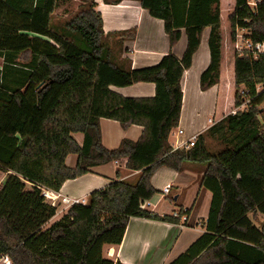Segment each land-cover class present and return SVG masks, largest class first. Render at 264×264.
<instances>
[{
  "label": "trees",
  "instance_id": "1",
  "mask_svg": "<svg viewBox=\"0 0 264 264\" xmlns=\"http://www.w3.org/2000/svg\"><path fill=\"white\" fill-rule=\"evenodd\" d=\"M59 1L0 0V11L12 9L10 22L0 14V55L10 64L0 70V170L8 172L0 185V255H8L12 264H123L104 257L102 247L121 242L130 217L179 222L140 208V201L156 192L152 175L161 167L182 171L199 163L205 165L200 185L211 193L204 232L168 264H264V90L254 93L264 79V59L234 57V106L241 103L238 90L244 86L253 96L246 110L214 122L190 148H174L168 141L180 116V79L206 27L210 61L200 89L220 80V0H139L163 21L170 48L181 29L187 39L181 59L170 50L156 65L139 69L119 66L108 45L115 35L121 42L133 39L134 29L104 34L95 3L84 0L65 23L74 41L67 40L50 27ZM263 14L264 5L252 15L245 0H235L228 19L233 27L235 17L249 18L259 40L264 39ZM136 82L153 83L154 96L123 97L110 89ZM100 118L116 120L123 129L140 125L142 134L108 149L101 141ZM72 133L83 134L82 145ZM207 136L223 148L209 152ZM71 153L77 155L74 167L64 163ZM116 160L140 172L135 183L113 180L45 227L56 207L41 187L58 190L67 179ZM250 214L263 219L255 225Z\"/></svg>",
  "mask_w": 264,
  "mask_h": 264
},
{
  "label": "crops",
  "instance_id": "2",
  "mask_svg": "<svg viewBox=\"0 0 264 264\" xmlns=\"http://www.w3.org/2000/svg\"><path fill=\"white\" fill-rule=\"evenodd\" d=\"M93 2L95 10L100 13L102 18L104 34L135 30L133 39H124L122 42L115 41L117 47L110 46L116 61L122 68L139 69L156 65L170 50L176 58L181 59L187 43L184 30L181 29L179 40L170 48L163 21L152 17L140 5L139 0H93ZM10 8L9 6L3 8L4 12L0 11V14L3 15L6 13L8 22L11 17L12 9ZM232 11L231 8L226 11L227 27L228 16ZM13 12L15 13V11ZM53 13L55 14V11ZM220 19L222 36L220 80L206 90L200 89V75L208 67L210 61L208 49L210 29L206 27L202 31L200 44L192 56V63L183 72L180 79L182 101L178 127L182 128L183 133L175 136L171 133L174 128L170 131L168 141L173 147L176 140L184 142L193 134H197V136L204 134L214 122L232 113L235 108L233 92L235 90V56L232 58L228 53L227 58L224 59L222 0H220ZM20 33L46 39L33 32L21 31ZM226 41L233 52L230 36ZM6 62L4 56L0 55V70L8 64ZM225 70L230 75L229 84L224 82ZM7 81H10V77H7ZM110 89L123 97L145 98L153 97L155 94V85L151 82H136L121 87L112 85ZM225 105H230L226 111ZM99 125L102 144L108 149L117 148L122 139L137 141L143 129L142 126L136 124L123 129L118 121L108 118H100ZM72 137L79 145L83 144L82 133H72ZM207 138L209 137L207 136ZM205 141L207 146L206 138ZM76 162L77 155L74 153L68 154L64 160L68 167H74ZM204 169L205 165L199 163H188L182 171H175L167 167L159 168L150 178L156 192L148 199L149 205L146 209L158 215L171 217H174L173 213L175 212L179 216L176 217L179 222H160L130 217L121 242L117 245H103L102 255L123 264H168L184 252L204 232L208 216L211 193L200 185ZM7 173L0 170V185ZM139 173V171L126 168L124 160H116L92 167L88 172L76 178L67 179L56 192L62 196L87 200L92 191L104 188L113 180L135 183ZM166 185L171 186L170 192L167 195H161L160 191ZM68 208L67 205L59 203L55 214L48 220L45 227L59 220ZM184 210L188 211L185 214V221L180 219L179 213Z\"/></svg>",
  "mask_w": 264,
  "mask_h": 264
},
{
  "label": "built area",
  "instance_id": "3",
  "mask_svg": "<svg viewBox=\"0 0 264 264\" xmlns=\"http://www.w3.org/2000/svg\"><path fill=\"white\" fill-rule=\"evenodd\" d=\"M260 5H264V0H245V6L249 8L252 15H257L258 8ZM264 20V14H263ZM241 21V23H240ZM249 18L240 19L238 16L235 17L234 26L232 27L230 24V41L232 44V49L234 56L238 57H246L250 60H258L259 58L264 59V39L257 40L253 36V32L249 25ZM262 90H264V79L257 83L254 88L255 95L259 94ZM239 95L241 96V103L232 110V113L236 111L246 110L253 99V96L250 94L249 89L244 86H240L238 90ZM211 122V120H209ZM175 136H179L183 133L182 128L175 127L172 132ZM197 139V134H193L186 141L180 142L175 141L174 148H190L194 145ZM170 185H166L162 188L161 195H167L170 192ZM41 194L45 198V200L50 203L52 206L57 207L59 203L67 205L68 207L74 204H86L87 200L84 198H71L68 196H62L56 190H52L49 188L41 187ZM149 205L148 199L140 201V208L146 209ZM186 211V210H184ZM183 211V212H184ZM174 217H179L177 213H173ZM180 219L185 221L186 216L183 214L180 216ZM0 264H12L8 255H0Z\"/></svg>",
  "mask_w": 264,
  "mask_h": 264
},
{
  "label": "rangeland",
  "instance_id": "4",
  "mask_svg": "<svg viewBox=\"0 0 264 264\" xmlns=\"http://www.w3.org/2000/svg\"><path fill=\"white\" fill-rule=\"evenodd\" d=\"M84 5V0H60L58 2L57 7L55 8V14L51 17L50 20V27L51 29L58 35L62 36L63 38L74 41L72 39L71 34H68V31L66 30L65 23L72 18V16ZM235 6V0H222V32H223V40H224V59L227 58L228 53L233 58L234 53L231 50V46L229 45L227 40V37L230 35V21H228V27H227V10L230 8L233 9ZM116 42L120 41V37L118 35L112 36L109 40L108 45L117 47ZM227 43H228V50H227ZM119 44V43H118ZM224 82H230V75L225 70L223 74ZM235 95V90L233 91ZM227 104V100H226ZM261 107H264V105H261ZM230 108V105H225V111ZM209 137V136H208ZM207 149L211 153H217L219 152L223 146L212 137L207 138ZM249 218L252 219L255 225L259 224L260 221L263 219L262 215L252 216L249 215ZM11 260V259H10ZM1 263V261H0Z\"/></svg>",
  "mask_w": 264,
  "mask_h": 264
}]
</instances>
